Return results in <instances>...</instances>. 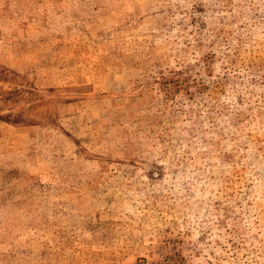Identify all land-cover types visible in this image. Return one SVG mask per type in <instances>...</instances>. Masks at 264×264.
I'll use <instances>...</instances> for the list:
<instances>
[{
    "label": "rangeland",
    "instance_id": "374dc122",
    "mask_svg": "<svg viewBox=\"0 0 264 264\" xmlns=\"http://www.w3.org/2000/svg\"><path fill=\"white\" fill-rule=\"evenodd\" d=\"M0 264H264V0H0Z\"/></svg>",
    "mask_w": 264,
    "mask_h": 264
}]
</instances>
